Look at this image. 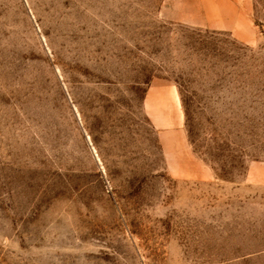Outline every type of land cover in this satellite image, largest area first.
Masks as SVG:
<instances>
[{
  "label": "rangeland",
  "instance_id": "obj_1",
  "mask_svg": "<svg viewBox=\"0 0 264 264\" xmlns=\"http://www.w3.org/2000/svg\"><path fill=\"white\" fill-rule=\"evenodd\" d=\"M0 264H264V0H0Z\"/></svg>",
  "mask_w": 264,
  "mask_h": 264
}]
</instances>
